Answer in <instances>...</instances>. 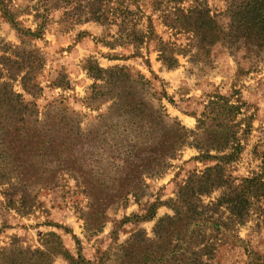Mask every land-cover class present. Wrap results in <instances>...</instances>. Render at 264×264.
Segmentation results:
<instances>
[{
  "label": "rangeland",
  "instance_id": "obj_1",
  "mask_svg": "<svg viewBox=\"0 0 264 264\" xmlns=\"http://www.w3.org/2000/svg\"><path fill=\"white\" fill-rule=\"evenodd\" d=\"M208 4L223 35L201 48L150 6L154 28L142 20L136 29L148 39L138 46L123 44L115 26L63 22L61 10L41 38L21 37L10 14L36 31L33 3L0 0V97L19 94L29 115L10 126L6 113L18 106L0 103V264H193L196 240L203 264L264 256V196L248 222L227 230L218 218L229 212L212 210L225 187L200 196L202 220H187L182 200L217 165L233 186L264 176V50L228 36L227 0ZM179 133L186 141L175 151Z\"/></svg>",
  "mask_w": 264,
  "mask_h": 264
},
{
  "label": "trees",
  "instance_id": "obj_2",
  "mask_svg": "<svg viewBox=\"0 0 264 264\" xmlns=\"http://www.w3.org/2000/svg\"><path fill=\"white\" fill-rule=\"evenodd\" d=\"M30 2L33 3L31 9L35 12L36 31L23 29L21 23L17 20V14H10L9 17V21L21 37L41 38L43 36V28H45L49 21L50 13L55 10H61L63 22L72 25L94 22L107 27L115 26L116 28H120L117 35L123 44L142 45L148 39V36L144 31L137 30L136 28H142L143 25H140L144 18H146L148 23L146 28H154L152 17L145 16L143 6L152 7L153 14H157L158 12L159 21L167 28H181L191 32L193 38L201 48L216 45L222 40L223 35V27L218 16L211 10L208 0H148L147 2H142V0H30ZM227 2L226 13L230 20L228 36L235 41L242 39L247 44H253L260 51L264 50V0H227ZM184 3H188V5L184 7ZM1 5L6 14L10 12L7 5H5V1H1ZM123 28L133 29L126 30ZM158 51L160 52V59L167 67L173 68L177 65L178 62L174 58L173 53L169 52L166 47H161ZM112 71L120 73L123 76L122 69ZM4 102L12 106L14 104V107L18 106L17 110L15 108L13 111L9 110L6 113L5 119L10 122V126L27 123L29 116L27 107L19 94H15V92L4 93V96L0 97V103ZM175 139L176 147L174 150L179 151L186 141L185 135L179 133ZM195 177L197 181L191 182L183 188L182 200L188 207L186 216L189 218L186 217L187 220H202L203 218L198 213V209L200 206H205L200 204V196L209 195L214 190L225 187L223 196L218 198L216 203H213L212 210L216 209L214 213L218 214L220 207H224L229 212L230 216L226 221H221V218H218V221L223 224V228L226 230L236 225L243 226L249 220L252 200L260 199L264 196L263 175L244 179L240 185L233 186L225 180L222 167L217 165L208 168L202 176ZM130 193L132 194V190L124 194L123 192L119 193L114 197L125 198ZM149 214L150 216H148ZM149 214L145 215L144 218L154 216L153 213ZM178 214L184 215L177 210ZM260 215L263 217L262 222L264 223V210H261ZM173 219L166 218L158 222L156 227L157 236L160 233L158 232L159 227H164L166 222H170ZM216 222L217 220L214 221V224ZM161 233L168 236L167 230L161 229ZM180 238L184 239V236ZM179 239L176 240L177 244L180 241ZM238 239L243 243V240ZM190 242L191 237L189 244ZM190 246L192 248V263L203 264L204 255L199 253L202 251L199 249L201 244L196 240ZM256 256L255 264H264V256L260 255V253H257ZM171 257L175 258L174 255H171L166 258H158V260L169 261ZM183 257L182 255L181 259ZM145 262H150V260H146ZM52 263L53 258L47 264Z\"/></svg>",
  "mask_w": 264,
  "mask_h": 264
}]
</instances>
